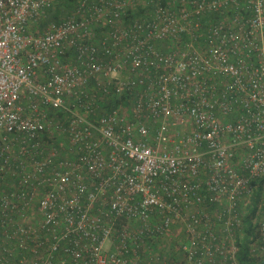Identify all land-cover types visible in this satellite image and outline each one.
I'll list each match as a JSON object with an SVG mask.
<instances>
[{
	"label": "built area",
	"instance_id": "1",
	"mask_svg": "<svg viewBox=\"0 0 264 264\" xmlns=\"http://www.w3.org/2000/svg\"><path fill=\"white\" fill-rule=\"evenodd\" d=\"M55 2L0 0V264H241L247 214L264 264V0Z\"/></svg>",
	"mask_w": 264,
	"mask_h": 264
},
{
	"label": "trees",
	"instance_id": "2",
	"mask_svg": "<svg viewBox=\"0 0 264 264\" xmlns=\"http://www.w3.org/2000/svg\"><path fill=\"white\" fill-rule=\"evenodd\" d=\"M54 6L49 9L47 12V17L42 21V24H45L51 20L59 21L66 14L72 11L78 0H55ZM260 182V181H259ZM259 193L254 194L253 201H256ZM250 213L253 212V208L251 207ZM249 214L246 215V226H245V234L240 238V250L238 252V258L241 264H261L257 262L254 258L251 257L248 251L247 239L249 234L251 233L252 225L250 223Z\"/></svg>",
	"mask_w": 264,
	"mask_h": 264
}]
</instances>
